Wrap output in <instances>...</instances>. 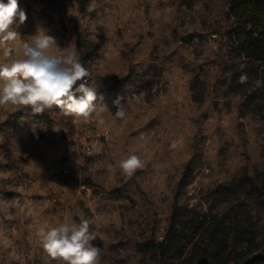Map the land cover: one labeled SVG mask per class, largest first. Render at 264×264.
<instances>
[{
	"label": "rangeland",
	"instance_id": "obj_1",
	"mask_svg": "<svg viewBox=\"0 0 264 264\" xmlns=\"http://www.w3.org/2000/svg\"><path fill=\"white\" fill-rule=\"evenodd\" d=\"M230 3L18 0L27 19L13 25V55L44 29L62 55L75 51L90 74L77 83L97 87L108 111L99 125L0 107V264H56L37 230L81 217L100 264L200 263L224 236L231 251L264 248V63L232 40ZM129 153L144 166L126 177L117 161ZM175 211L188 224L179 244L145 247L165 239ZM203 222L220 232H197Z\"/></svg>",
	"mask_w": 264,
	"mask_h": 264
},
{
	"label": "clouds",
	"instance_id": "obj_2",
	"mask_svg": "<svg viewBox=\"0 0 264 264\" xmlns=\"http://www.w3.org/2000/svg\"><path fill=\"white\" fill-rule=\"evenodd\" d=\"M18 18V22H17ZM26 13L19 9L18 0H0V50L6 62L0 63V107L12 105L17 109L30 108L34 113H44L53 107L64 116L75 119L105 123L102 104H96V88L82 81L90 74L80 63L75 51L70 56L62 55L54 37L38 28L21 43L23 58L14 53L11 42L20 38L16 27L25 23ZM247 81L246 75L239 78ZM114 116L124 118L126 112L119 99ZM126 177H131L142 168L143 162L135 153H129L117 161ZM39 244L51 261L56 264H100L101 249L93 245L97 234L90 230V221L61 223L55 227L42 226L36 233Z\"/></svg>",
	"mask_w": 264,
	"mask_h": 264
},
{
	"label": "trees",
	"instance_id": "obj_3",
	"mask_svg": "<svg viewBox=\"0 0 264 264\" xmlns=\"http://www.w3.org/2000/svg\"><path fill=\"white\" fill-rule=\"evenodd\" d=\"M229 11L234 20L231 38L237 48L251 60L264 63V0H231ZM186 226H188L187 222L181 220L175 211L165 239L161 242H147L144 246L151 248L154 252L162 253L170 246L179 244L180 230ZM210 227L206 226L205 222L198 223L196 231H211L212 235L220 232V225ZM227 238L224 236L211 259L195 264H264L263 245L249 241L245 249L240 252L231 251ZM197 246L199 244L194 247ZM183 255L184 252H181L178 258L181 259ZM181 262L193 264L192 259L186 257Z\"/></svg>",
	"mask_w": 264,
	"mask_h": 264
},
{
	"label": "built area",
	"instance_id": "obj_4",
	"mask_svg": "<svg viewBox=\"0 0 264 264\" xmlns=\"http://www.w3.org/2000/svg\"><path fill=\"white\" fill-rule=\"evenodd\" d=\"M212 38H214V39L218 38V34L213 33V34H212Z\"/></svg>",
	"mask_w": 264,
	"mask_h": 264
}]
</instances>
